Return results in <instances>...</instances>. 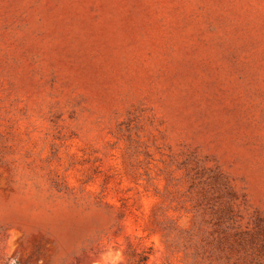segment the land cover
Returning a JSON list of instances; mask_svg holds the SVG:
<instances>
[{
  "label": "rangeland",
  "instance_id": "1",
  "mask_svg": "<svg viewBox=\"0 0 264 264\" xmlns=\"http://www.w3.org/2000/svg\"><path fill=\"white\" fill-rule=\"evenodd\" d=\"M0 264H264V0H0Z\"/></svg>",
  "mask_w": 264,
  "mask_h": 264
}]
</instances>
